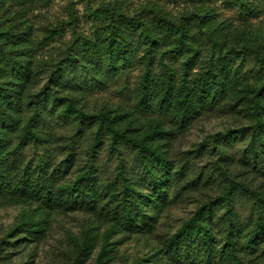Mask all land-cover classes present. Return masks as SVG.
I'll list each match as a JSON object with an SVG mask.
<instances>
[{"label": "trees", "instance_id": "trees-1", "mask_svg": "<svg viewBox=\"0 0 264 264\" xmlns=\"http://www.w3.org/2000/svg\"><path fill=\"white\" fill-rule=\"evenodd\" d=\"M35 1L0 0V209L7 205L27 209L0 238V264H9L13 256L10 250L44 238L53 210L96 206L101 190L96 185L91 159L105 142L109 153L119 161L121 191H110V185L102 189L108 203L115 204L111 212L114 222L102 234L88 228L72 239V264H84L97 248L95 264H108L113 258L112 246L117 243L110 242L115 234L153 229L156 216L182 174L181 169L173 168L166 143L187 129L197 116L222 104L239 108L249 122L211 136L209 143L222 153V142L246 138L245 157L264 176V31L218 20L210 6L213 0H193L196 6L178 17L156 5L128 16L124 1L115 0L89 10L88 16L99 24L93 36L74 33L63 56L41 73L36 63L41 41L33 38L29 21ZM224 1L243 16L256 14L259 4H264V0ZM63 24L46 29V38L60 36ZM202 42L208 46L206 58L200 54ZM246 57L258 67L260 76L255 82L239 69L237 60L240 58L241 63ZM175 61L179 62L177 67ZM135 63L142 65L134 96L137 113L106 104L87 109L81 93L89 82L102 84L105 78ZM40 74L47 77L35 90ZM147 112L159 117L142 120L140 115ZM161 116L170 123L166 125ZM56 119L72 125V137L86 131L91 134L89 160L69 183L59 186L53 174L61 171L50 163L48 153L23 159L29 144L46 147L51 143L48 126ZM123 147L135 153L141 174L138 181L126 177ZM74 156L73 151L66 153L64 168ZM143 182L150 193L137 187ZM236 189L253 199L244 221L234 208ZM219 207L222 213L217 216ZM217 224L214 232L213 225ZM263 244L264 193L231 179L219 195L198 205L168 237L164 249L156 253L168 256L167 264H239V250L254 252ZM131 264L159 263L155 259L148 263L136 259ZM260 264H264V258Z\"/></svg>", "mask_w": 264, "mask_h": 264}, {"label": "rangeland", "instance_id": "rangeland-1", "mask_svg": "<svg viewBox=\"0 0 264 264\" xmlns=\"http://www.w3.org/2000/svg\"><path fill=\"white\" fill-rule=\"evenodd\" d=\"M111 1L115 0H49L47 4H42L39 0L35 1L29 21L33 26V38L41 41L36 51V63L40 65L39 71L47 72L51 65L63 56L74 33L87 37L93 36L99 24L88 16V11ZM123 1L124 11L128 16L140 14L144 8L156 5L171 16L178 17L196 6L193 0ZM210 6L217 13L218 20H226L235 27L264 31L263 2L259 4L258 12L249 16L241 15L236 7L224 0H213ZM71 17L74 19L71 20ZM60 22L64 23L62 34L47 39L46 29ZM200 49L201 57L206 58L209 54L207 44L202 42ZM237 63H239L240 71L245 73L249 81L255 82L260 76L256 63L250 57H246L241 63L239 58ZM174 65L177 67L179 62L175 61ZM141 72L142 65L135 63L117 75L105 78L102 84L89 82L81 93L87 109L92 111L106 104L113 109L129 108L136 112L134 96ZM46 77V74L39 75V85L35 90L45 82ZM140 116L142 120H147L151 116L159 117L157 114L148 112ZM161 118L166 125L170 123L168 118L164 116ZM248 122L245 112L239 108H227L222 104L217 109L197 116L187 129L180 131L176 137L166 143L173 168L181 169L180 179L171 189L164 209L156 216L152 230L124 232L113 236L110 242L117 241V243L112 246L113 258L108 264H131L136 259H144L146 263L155 259L159 264H167L168 256L156 252L164 249L168 237L193 214L198 205L219 195L231 179L247 183L249 187L264 193V176L256 165L247 161L243 151L246 138L239 136L230 142H222V153H218L209 143L211 136L222 134L227 130H236L247 125ZM48 127V132L53 136L51 143L46 147L29 144L23 151V159H34L48 153L51 157L50 163L61 171L56 172L57 174L53 172L55 185L59 186L69 183L77 170L83 168L89 160L87 149L91 134L90 131H86L84 134L72 137L74 133L72 125L59 119L51 120ZM106 145L105 142L91 159L96 169V185L101 190L96 206L85 204L83 208L75 210H53L52 215L49 216L48 229L44 238L38 242L24 243V248L10 250L13 256L9 264L26 261H31L32 264H72V239L80 237L81 232L88 228L102 234L113 225L111 212L115 204L108 203V195L102 189L110 185V191H121V181L117 175L119 161L115 155L109 153ZM68 151H73L75 156L68 167L64 168L62 161ZM121 158L126 177L129 181H138L141 174L135 161L134 151L123 147ZM147 185L143 182L142 186L137 187L150 193ZM233 200L235 211L244 221L253 199L236 189ZM26 210V207L22 205H7L0 209V238L15 225L21 213ZM149 212L152 213L151 210ZM216 213L220 216L222 213L220 207ZM218 227V224L213 225L214 232L218 230ZM217 239H220L219 234ZM218 244L220 245V242ZM97 250L98 248L84 264H95ZM239 251V264H260L264 258V244L254 252L244 248Z\"/></svg>", "mask_w": 264, "mask_h": 264}]
</instances>
